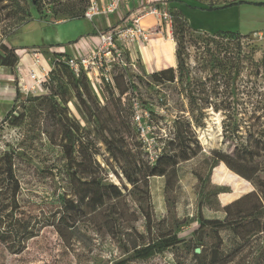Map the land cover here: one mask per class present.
<instances>
[{
  "label": "rangeland",
  "instance_id": "rangeland-1",
  "mask_svg": "<svg viewBox=\"0 0 264 264\" xmlns=\"http://www.w3.org/2000/svg\"><path fill=\"white\" fill-rule=\"evenodd\" d=\"M36 1L0 0V51L3 45L19 51L68 44L107 26L101 17L88 20L83 13H72V6L80 0H64L59 4L44 0L40 9L35 7ZM89 1L83 0L82 5L86 7ZM172 1L176 0L167 3ZM232 1L235 0H195L194 4L207 8L210 4L221 6ZM159 5L175 16L170 4ZM61 9L64 12L56 15ZM122 12L127 15L125 8ZM188 15L193 26L188 31L179 33L175 18L170 26L186 63L187 74L182 80L177 62L174 67L177 78L169 82L147 73L140 53L132 49L136 68L131 67L126 77L118 68L116 71L121 88L126 90L121 104L119 89L111 98V91L109 94L108 89L102 91V100H98L94 92L83 84L77 86L65 72L61 90L55 89L52 95L41 92L21 95L11 107L10 115L0 120V154L14 155L22 187L20 202L25 217L35 223L37 230V235L27 241L20 253H11L0 242V264H115L129 258L131 247L141 242L140 234H146L142 213L146 204L130 193L131 185L120 169L122 160L119 163L111 157L104 141L108 130H117L121 123L128 137L127 146L135 150L143 143L152 163L181 127L179 118L189 121L188 141L199 150L195 158L182 162L176 175L170 178L172 215L168 213L164 192L166 177L149 179L155 219L152 232L171 228L183 241L148 259L128 260L125 264H195L194 248L200 240L205 250L213 247L210 227L195 231L203 193L205 196L216 188L224 191L219 194L220 203L208 198L213 209L204 203L205 218L229 222L264 207L261 192L252 182L247 180L250 189L246 193L235 194L227 183L231 180L227 174L230 169L223 162L213 161L214 152L235 167L239 160L248 161L254 169L239 168L251 174L264 189V39L226 32L211 35L194 27L212 18L198 11ZM110 17L117 19V14ZM219 21L228 20L219 18ZM116 108L120 117L113 123L109 113L115 114ZM140 124L145 128L144 135ZM69 129H74L72 135ZM78 136L96 145L104 168L103 181L113 183L116 198L110 203L106 202L101 185L89 187L85 179L70 175L73 163L80 159L78 142L74 143ZM157 138L162 139L157 142ZM213 163H217L220 182L213 179L216 167L208 175ZM75 190L81 194L88 191L89 197L64 218L63 200L77 198ZM262 230L255 247L264 242V217ZM247 233L245 227L241 236L247 238ZM220 234L226 250L220 264H247L245 257L235 258V241L241 242V238L228 228Z\"/></svg>",
  "mask_w": 264,
  "mask_h": 264
},
{
  "label": "trees",
  "instance_id": "trees-1",
  "mask_svg": "<svg viewBox=\"0 0 264 264\" xmlns=\"http://www.w3.org/2000/svg\"><path fill=\"white\" fill-rule=\"evenodd\" d=\"M43 1L44 0H37L36 2H34L35 7L37 9H40L41 2ZM47 1L49 3L53 2L55 4L64 2V0ZM243 2V0H235L221 6L210 4L205 9L209 11L225 9L230 6L240 5ZM82 3L83 0H80V3H75L70 11H72V13L74 14L83 13L84 15L89 2L86 7L83 6ZM259 4H264V2H260ZM187 6L190 8H203L195 5ZM63 12L64 10L61 9L57 10L55 14L59 15ZM173 18H175L174 22L176 23V29L179 31V33L188 31L191 25L189 24V21L183 14V12H181L180 10H175V16H173ZM95 33L92 32V35H95ZM218 33L225 32H217L214 35ZM226 33L236 34L237 32L227 31ZM76 41L77 40L70 41L68 44H57L55 46H67ZM52 46L53 44H50L47 47L43 46V48H50ZM54 55L58 54L54 53ZM176 58L178 76L180 77V80H182L183 76L187 74V68L185 59L180 51L179 44L178 47H176ZM19 60L20 57L17 53L16 47H9L7 45L2 46L0 51V66L10 67L14 72H16ZM174 69V67H168L154 72L153 74L160 76L166 81L175 82V79L177 77L175 75ZM65 72L72 77L77 86L83 84V86H85L88 91L90 90L92 93L94 92L86 76L82 75L80 78H77L68 68V66L63 63H55V68L51 73V79L46 84V86L48 87V93H46L47 95H52L55 89V91L61 90L63 85L62 75ZM121 72L122 76L126 77L127 73L124 71ZM117 75L118 74L114 75L115 86H109L104 90L108 89V94L111 91V94H109V97L111 98L115 97L114 91L116 89H119V104H121V96L125 95L126 90L121 88L120 80ZM93 94L96 95L95 97H98L95 92ZM21 97V93L18 90L14 105ZM98 100H100L99 97ZM10 111L5 115L6 118L10 115ZM115 111V114L112 112L109 113L113 123H116L118 121L117 119H119L120 117L119 109L116 108ZM178 121L179 125L181 124V127H178L175 130L174 137L170 141L165 143L161 154L157 157L154 163H152V161L149 159L147 152L144 151L143 143L140 142L138 146H136L137 149L134 148L135 150H132L127 146L126 141H128V137L126 134V130L124 129L125 126L122 123L121 127L117 130H114V128L108 130L109 132L107 134V137L104 138L111 157L119 163H121L122 160L120 169L122 176L125 178L127 184L131 185V188H129L130 193L137 196V199L140 200L141 204H146V207L144 206V210L142 212L146 220V234H140L141 242L138 244L135 243L131 247L132 252L129 258L120 260L115 264H125L128 260L148 259L157 253L165 251L171 247H175L183 241L178 233L173 232L171 228L164 230L163 232H161L160 229H158V232L156 233L152 232L155 219L154 215L151 212L152 203L149 184V179L151 177H166L164 192L168 207V213L172 215L174 213V210L172 209L173 207L169 197V193L172 191L170 178L176 175L177 167L182 162L189 161L199 154V150L194 149L188 141V132L190 127L189 121L186 118H179ZM73 130L74 129L68 130L69 135L73 134ZM111 137H113V139ZM159 139L161 140L162 138H157V142L160 141ZM75 142H78V152L80 159L79 161L73 163L69 171L71 177L73 176V178H76L80 176L81 178L85 179L84 183L88 184L89 187H92L94 185H101L102 189H104L103 194L105 200L106 202L110 203V201L116 198L113 192V183H104L103 181L101 174L103 173L104 168L102 166V162H100V160L98 159L99 152L96 148L95 143L92 141H85L81 136H78V139H76L74 143ZM118 143L121 145H119ZM214 160L217 162H223L230 169V172H228L227 174L231 177V180L227 183L234 188L235 194L240 195L246 193L247 190L250 189V185L248 182L250 181L261 192V196L264 200V189L262 188L261 184L257 183L251 174H247L239 168L242 167L252 170L255 168L254 165H251L248 161L239 160L237 162L238 166L235 167L227 159L220 158V156H218L216 152L213 153V161ZM216 166L217 163L212 164L209 169L208 175H210V172ZM218 173V168L216 167L213 174V179L216 182H220ZM127 184H125L126 188H128ZM21 189V181L17 173L13 153L4 152L0 154V242H2L11 253L22 252L26 248L27 241L37 235L35 223H32L28 218L25 217L26 215L20 202ZM216 189L217 190L213 191L212 193L205 194V196L203 193L202 197H204V200H201L199 202V226L195 231L204 230L205 227H210L209 233L213 238V247H211L209 250H205V248L202 247L203 243L200 240V242L197 243L194 248L195 264L221 263L222 259L226 255V250L223 248V239L221 237L220 231L225 228L232 230L235 235L241 238V242L235 241V258L245 257V259L247 260V264H264V242L261 245L255 247L257 243V237H259V235H261V232L263 231L262 224L264 217V207L246 212L240 219L229 222H223L219 219L205 218L202 212L205 204L207 203L210 209L214 208L210 205L208 198L212 197L213 201L216 200L220 203L219 194L224 191H221L219 188ZM73 194L77 198L74 199L66 197L63 200V206L61 209L63 210L64 218L69 217L75 207H80V203L84 202V200L89 197L90 192L87 191L86 193L81 194L80 191L75 190ZM215 210H219V208L216 207ZM161 221H163V219ZM245 227L248 231L247 238L241 236V233ZM196 248H201V252L197 253L195 251ZM251 251H254L252 255ZM249 255L251 256L249 257Z\"/></svg>",
  "mask_w": 264,
  "mask_h": 264
},
{
  "label": "built area",
  "instance_id": "built-area-1",
  "mask_svg": "<svg viewBox=\"0 0 264 264\" xmlns=\"http://www.w3.org/2000/svg\"><path fill=\"white\" fill-rule=\"evenodd\" d=\"M167 0H90L84 17L94 20L97 17L110 19L117 14L116 21L97 30L95 35L82 37L67 45L69 51L30 48L17 51L20 60L17 65V81L21 95L48 93L46 84L51 79L55 63H63L75 77L86 76L94 92L102 100V91L115 86L114 75L117 68L130 74L131 67L136 68L132 58V49L138 52L150 32L143 28L142 19L152 15L158 24L170 28L173 16L168 9ZM125 8L127 15L123 14ZM57 53L58 55H54ZM30 56V63L22 64L24 55ZM25 63V62H24ZM137 119L140 118L136 110ZM141 134L145 128L140 124Z\"/></svg>",
  "mask_w": 264,
  "mask_h": 264
},
{
  "label": "crops",
  "instance_id": "crops-1",
  "mask_svg": "<svg viewBox=\"0 0 264 264\" xmlns=\"http://www.w3.org/2000/svg\"><path fill=\"white\" fill-rule=\"evenodd\" d=\"M194 1L195 0H176L167 4H170L175 10L183 12L188 21L190 19L188 15L189 12L198 11L201 15H207L208 18H212V21L207 20L200 22L197 24V27H194V29L199 31L211 35L217 32L230 31L242 35L262 37V39H264V4H259L260 2H264V0H244L240 5L227 7L228 10L225 8L211 11L205 8L201 10H199L200 8L190 10L187 5L194 6ZM219 18L227 19L229 22L219 21ZM110 21H116V17H113V19L103 18V22L106 25H108ZM141 22L143 28L152 32L149 34L148 39L141 43V47L138 48V53H140L141 57L140 60L145 71L147 73H154L168 67H175L177 62L176 42L172 36L171 29H168L165 24H158L156 18L152 15L144 17ZM191 27L193 26L191 25ZM48 49L53 51H69L70 48H68V46H52ZM28 63H30V56L26 54L24 55L21 65ZM18 88L17 69L16 72H14L10 67L0 66V120H2L11 110V107H13L17 97V91L20 90V88Z\"/></svg>",
  "mask_w": 264,
  "mask_h": 264
},
{
  "label": "water",
  "instance_id": "water-1",
  "mask_svg": "<svg viewBox=\"0 0 264 264\" xmlns=\"http://www.w3.org/2000/svg\"><path fill=\"white\" fill-rule=\"evenodd\" d=\"M195 251H196L197 253H200V252H201V248H196Z\"/></svg>",
  "mask_w": 264,
  "mask_h": 264
}]
</instances>
